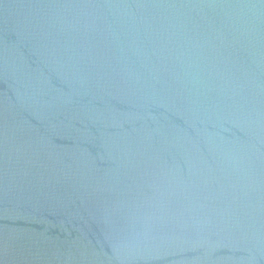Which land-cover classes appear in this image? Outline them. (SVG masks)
I'll return each instance as SVG.
<instances>
[{"label": "water", "instance_id": "water-1", "mask_svg": "<svg viewBox=\"0 0 264 264\" xmlns=\"http://www.w3.org/2000/svg\"><path fill=\"white\" fill-rule=\"evenodd\" d=\"M0 264H264V0H0Z\"/></svg>", "mask_w": 264, "mask_h": 264}]
</instances>
